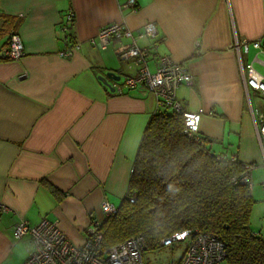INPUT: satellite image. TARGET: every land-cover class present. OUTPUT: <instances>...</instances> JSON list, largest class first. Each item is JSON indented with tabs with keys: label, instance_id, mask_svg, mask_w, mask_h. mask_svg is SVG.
<instances>
[{
	"label": "crops",
	"instance_id": "0c3cea01",
	"mask_svg": "<svg viewBox=\"0 0 264 264\" xmlns=\"http://www.w3.org/2000/svg\"><path fill=\"white\" fill-rule=\"evenodd\" d=\"M124 1L0 0V204L6 208L0 211V264H22L32 248L30 235H12L19 220L31 226L55 220L69 240L81 243L91 220L104 217L102 203L117 207L127 194L136 150L158 102L143 86L110 90L137 71L131 58L115 51L118 41L104 49L89 43L115 22L135 31L155 23V37L137 40L151 48V70L155 57L165 54L187 66L193 80L176 88V101L183 110H205L199 134L211 148L251 164L252 214L259 213L250 227L264 237L261 122L250 110L258 106L250 103L234 47L246 40L243 61L264 69V53L250 43L264 46V0H137L135 12L122 8ZM69 11L74 22L67 26ZM14 30L24 54L9 60L2 50ZM74 43L80 45L74 49ZM109 71L119 79L107 77ZM182 243L177 254L168 245L146 250L144 264L179 263Z\"/></svg>",
	"mask_w": 264,
	"mask_h": 264
},
{
	"label": "trees",
	"instance_id": "16d2710c",
	"mask_svg": "<svg viewBox=\"0 0 264 264\" xmlns=\"http://www.w3.org/2000/svg\"><path fill=\"white\" fill-rule=\"evenodd\" d=\"M67 36L73 37L70 28ZM210 141L188 136L182 114L169 107L152 113L136 150L127 194L99 224L100 256L137 235L144 237L146 250H159L161 239L188 230L191 236L202 231L223 242L225 264H264V237L250 227L255 200L249 185L238 181L248 163L236 154L216 152Z\"/></svg>",
	"mask_w": 264,
	"mask_h": 264
},
{
	"label": "built area",
	"instance_id": "2783aa9c",
	"mask_svg": "<svg viewBox=\"0 0 264 264\" xmlns=\"http://www.w3.org/2000/svg\"><path fill=\"white\" fill-rule=\"evenodd\" d=\"M124 9L137 11V0H125L121 5ZM66 25L74 22V14L69 11L65 17ZM67 27H65L66 29ZM97 35L89 40L101 49L106 48L112 41H118L116 52L122 59H132L137 66V71L130 77H124L122 84L114 85L116 92H121L122 87H145L156 95L158 107H169L170 109L182 114L185 133L190 137L200 140L199 122L204 115L205 110L187 111L181 108L180 103L176 101V91L180 84H191L193 76L187 66L181 62H176L170 55H159L155 57L154 70H151L149 58L151 48L148 46H139L137 40L141 37H155L158 30L155 23L147 22L140 29L132 30L124 23L115 22L103 25L97 31ZM125 39V41L123 40ZM253 48L258 52L264 53V46L260 40L250 42ZM80 44L74 43V49ZM20 35L17 32L9 34L7 46L3 47V56L9 60H17L24 54V47ZM197 43L195 52H198ZM249 43L246 40L235 44V49L239 54L241 73L243 74L244 86L246 89L254 88L264 93V76L258 73L253 63L244 62L243 54L247 53ZM72 49L65 54L70 55ZM256 58V57H255ZM256 115L261 124L257 126L256 133L259 140H264V111L259 109H250ZM212 114V112H209ZM244 172L238 181L242 184H248L251 188V166L246 164ZM234 181L236 179L234 178ZM133 202V197H129ZM6 208L0 204V211ZM116 210V206L108 202H103L101 211L104 215H111ZM91 228L85 240L81 243H73L68 239L64 231L59 228L55 220L42 219L36 225H29L27 221L19 220L12 229L14 239H20L25 235L31 236L32 248L27 253L28 256L23 264H144L143 253L146 250L144 237L125 239L116 245H113L103 255H99L101 242V232L98 231L101 219L91 220ZM191 236L188 230L173 233L172 236L161 239L163 245H169L179 241L187 240L186 250L182 256L180 264H221L225 256V246L215 235L206 232L197 231Z\"/></svg>",
	"mask_w": 264,
	"mask_h": 264
},
{
	"label": "rangeland",
	"instance_id": "374dc122",
	"mask_svg": "<svg viewBox=\"0 0 264 264\" xmlns=\"http://www.w3.org/2000/svg\"><path fill=\"white\" fill-rule=\"evenodd\" d=\"M256 71L260 74H264V69L255 68ZM249 96L251 98L250 103H252V106H258V109L261 111H264V93H262V91L260 90H256L254 88H250L249 89ZM262 146H264V140H262ZM255 182V179L253 177V183ZM256 187V183L253 184V188ZM259 210L257 209L255 211V213L252 214L250 220H251V225H253L254 227L257 226V222L258 219L256 220L257 214ZM183 243L182 242H173L171 245L165 246V249L171 250V249H175V254H177L180 250H181V245ZM21 253H23V250L21 251ZM23 264V263H22ZM221 264H225V262L221 263Z\"/></svg>",
	"mask_w": 264,
	"mask_h": 264
},
{
	"label": "water",
	"instance_id": "95a60500",
	"mask_svg": "<svg viewBox=\"0 0 264 264\" xmlns=\"http://www.w3.org/2000/svg\"><path fill=\"white\" fill-rule=\"evenodd\" d=\"M106 76L111 78V79H115V80L119 79V75H115V73L112 71L107 72ZM99 78H100V80L104 81L105 84H107V85L109 84L108 82H106V80L103 77H99ZM109 88H110V90H113L112 86H109Z\"/></svg>",
	"mask_w": 264,
	"mask_h": 264
}]
</instances>
